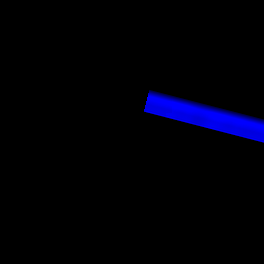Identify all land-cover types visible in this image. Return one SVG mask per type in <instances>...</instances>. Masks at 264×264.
<instances>
[{
	"label": "snow or ice",
	"instance_id": "snow-or-ice-1",
	"mask_svg": "<svg viewBox=\"0 0 264 264\" xmlns=\"http://www.w3.org/2000/svg\"><path fill=\"white\" fill-rule=\"evenodd\" d=\"M175 20L173 30L191 36L179 95L152 91L144 109L173 122L162 148L143 120L134 133L107 121L105 84L84 70L108 53L2 21L0 112L117 143L129 137L131 150L144 145L119 237L130 264H264V0H180ZM157 71L165 70L142 66L148 88ZM69 72L80 73L77 96L91 101L90 115L43 86ZM11 212L0 197V225ZM110 239L69 243L0 228V264H116Z\"/></svg>",
	"mask_w": 264,
	"mask_h": 264
},
{
	"label": "trees",
	"instance_id": "trees-1",
	"mask_svg": "<svg viewBox=\"0 0 264 264\" xmlns=\"http://www.w3.org/2000/svg\"><path fill=\"white\" fill-rule=\"evenodd\" d=\"M42 1L51 24L37 33L108 53L107 56L91 62L84 72L105 84L102 103L106 109L107 121L123 126L132 133L139 131L144 98L150 96L152 91L167 94L168 85L167 81L157 76L154 87L148 88L142 81L141 68L146 64L138 49L147 39L138 21L137 12L144 6L163 0ZM3 23L21 27L11 19ZM130 60L137 63L135 65L126 63ZM80 87V73L69 72L64 76L59 93L65 98H72L78 110L90 115L91 101L87 97L77 96ZM7 117H10L9 114L0 112V147L12 144L19 158H27L37 145L31 143L25 146L22 134L8 128ZM171 123H173L171 120H159L156 127L151 129L160 139L161 148ZM46 128L51 133L48 142L59 153L64 167V173L56 186L62 197L72 193L73 197H84L98 204L100 215L97 224L84 226L71 235L58 238L51 237L42 222L36 218L15 222L3 228L16 227L24 233L69 243L95 244L103 242L108 237L111 238L108 242L116 264H130L132 256L122 251V241L119 237L125 235L126 213L132 200L131 189L136 183L144 145L137 144L135 150H131L127 146L129 137L117 143L71 128L47 126ZM149 130L143 126L145 136ZM46 142L42 140V146ZM149 187L150 189L154 187V176L149 181ZM150 198L151 192L148 196L149 203ZM142 211L141 234L134 237L137 252L139 241L142 239L143 223L147 219L146 209Z\"/></svg>",
	"mask_w": 264,
	"mask_h": 264
},
{
	"label": "rangeland",
	"instance_id": "rangeland-1",
	"mask_svg": "<svg viewBox=\"0 0 264 264\" xmlns=\"http://www.w3.org/2000/svg\"><path fill=\"white\" fill-rule=\"evenodd\" d=\"M169 2V0H163L159 2L160 4L144 6L137 12L138 21L147 39L138 52L145 64L152 67L160 66L156 53V42L149 35L153 25H157L151 21L152 14L157 6L167 5ZM41 3L48 20L42 17V21H39L40 16L37 15V11L30 7L27 8L26 0H0L2 9L0 21L11 19L24 30L39 32L42 30L40 27L44 29L51 24L42 0ZM188 37L191 43V36ZM175 41H171V44L173 45ZM164 70V72L157 71L155 76L162 79L166 74V68ZM167 78L166 74L164 80L168 85L167 94L179 95V92H172ZM63 83L64 76L56 87L58 92ZM149 97L147 95L144 98L141 120H143L144 127L154 129L159 120L155 116L148 117L144 111ZM9 116L7 117L8 128L22 134L25 146L31 143L37 146L27 158H19L12 144L0 147V197H2L4 207L12 210L10 215L4 218L0 228L36 218L42 222L51 237L58 238L71 235L84 226H95L100 215V206L84 197H73L72 193L62 197L63 195L56 186L60 176L64 173V167L59 153L48 142V136L51 133L47 131L46 126L30 123L10 114ZM42 140L47 141L44 146L41 144ZM9 154L14 157L15 163L13 167L10 165L8 168Z\"/></svg>",
	"mask_w": 264,
	"mask_h": 264
},
{
	"label": "bare ground",
	"instance_id": "bare-ground-1",
	"mask_svg": "<svg viewBox=\"0 0 264 264\" xmlns=\"http://www.w3.org/2000/svg\"><path fill=\"white\" fill-rule=\"evenodd\" d=\"M169 1V4L160 5L154 9L151 21L154 22L153 24L156 23L157 25H153L149 35L150 38L156 42V53L159 65L166 68L167 79H169L171 84L172 92L175 93L179 92V84L183 76L184 62L187 59L190 43L188 36L185 37L178 29L175 31L173 30L176 28L175 13L179 7L180 0ZM26 6L27 8L30 7L37 11V15L40 16L39 21H42V17L48 20L42 7L41 0H26ZM35 11L33 13H35ZM40 29L43 30L41 27ZM173 40L176 41L172 45L171 41ZM166 45L170 47H166ZM59 80L44 86L56 89ZM8 161H10V164H8V162L7 167H10V165L13 167L15 163L14 157L10 154L8 155Z\"/></svg>",
	"mask_w": 264,
	"mask_h": 264
}]
</instances>
